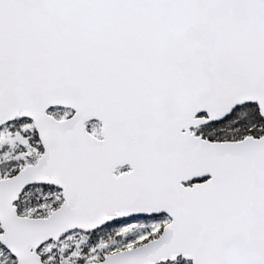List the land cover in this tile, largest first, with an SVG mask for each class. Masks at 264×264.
<instances>
[{
    "label": "snow or ice",
    "instance_id": "1",
    "mask_svg": "<svg viewBox=\"0 0 264 264\" xmlns=\"http://www.w3.org/2000/svg\"><path fill=\"white\" fill-rule=\"evenodd\" d=\"M0 264H264V0H0Z\"/></svg>",
    "mask_w": 264,
    "mask_h": 264
}]
</instances>
